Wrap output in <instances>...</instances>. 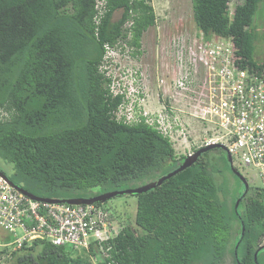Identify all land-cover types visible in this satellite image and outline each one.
I'll list each match as a JSON object with an SVG mask.
<instances>
[{"label": "trees", "instance_id": "trees-1", "mask_svg": "<svg viewBox=\"0 0 264 264\" xmlns=\"http://www.w3.org/2000/svg\"><path fill=\"white\" fill-rule=\"evenodd\" d=\"M97 1H104L98 23ZM150 1L0 0V114H6L0 158L12 166L11 182L40 198H88L134 189L133 183L158 180L182 164L186 156L176 157L156 125L115 119L127 100L112 96L111 79L100 71L106 47L140 48L156 22ZM231 1L191 0L194 26L205 38L230 39L240 63L260 67L255 47L264 33L253 18L262 0H237L230 13ZM211 151L160 186L132 195L133 223L118 221L109 256L97 255V264H225L227 257L236 264L237 243L239 263L255 264L264 242V195L249 187L242 197L240 180L227 164L238 185L224 175ZM241 197L240 240L234 205ZM9 256L13 264H91L86 252L44 241ZM257 262L264 264V249Z\"/></svg>", "mask_w": 264, "mask_h": 264}, {"label": "built area", "instance_id": "built-area-1", "mask_svg": "<svg viewBox=\"0 0 264 264\" xmlns=\"http://www.w3.org/2000/svg\"><path fill=\"white\" fill-rule=\"evenodd\" d=\"M96 8L98 23L103 9ZM187 40L173 39L169 49L174 70L167 96L173 102L164 105L156 120L146 122L156 125L173 147L175 142L184 144L183 156L210 145L224 146L232 160L254 170L264 195V63L260 67L240 63L230 39L205 38L197 31ZM112 52L106 47L107 55ZM110 93L115 97L119 92ZM122 107L115 119L131 122L130 116L120 114ZM190 128L193 134L198 131L197 136L191 137ZM189 138L192 145H186ZM120 229L116 216L101 205L33 200L0 176V230L8 234L7 241H0V251L11 254L44 241L86 252L91 264H97L98 256H109L110 241Z\"/></svg>", "mask_w": 264, "mask_h": 264}, {"label": "rangeland", "instance_id": "rangeland-1", "mask_svg": "<svg viewBox=\"0 0 264 264\" xmlns=\"http://www.w3.org/2000/svg\"><path fill=\"white\" fill-rule=\"evenodd\" d=\"M238 3L237 0H232L229 6L230 13L234 11V6ZM101 2H99L98 6L100 7ZM150 5L153 8V11L155 13L156 22L155 26L151 27L147 32L143 34V37L141 39V52L144 50L142 58H140V61L135 59H130V56H128V51L126 49V46L123 45V43L119 44L116 48L113 49L114 52H112L109 55L105 53V56L103 58V62L100 67V71L104 73V75L111 79L110 89L116 91L118 89H125V93L127 96L131 97L130 94L136 90H139L144 81L143 78L141 80H137L138 83L136 86H131V81H128L126 78L127 74H132L135 78L138 72V68L142 64L143 58L151 61L153 63V66H158V61L162 62V65L165 67L168 65H171V71L169 73L170 75H173L174 70V63H173V57L174 53L171 52L172 49V43L171 41L173 39H185V41H188L187 39L189 37L194 38V34L197 32L193 20H192V4L191 0H151ZM121 15V12H115L113 15V20H117ZM253 25L256 27L257 31L259 32V35L264 33V0H262L257 8V11L253 18ZM261 40L257 41L256 49H255V56L259 60H264V40L263 38H260ZM170 51V52H169ZM164 61H163V60ZM168 61V63L166 62ZM166 62V63H165ZM124 73V74H123ZM168 76V75H167ZM141 78V76H140ZM161 79V77L159 76ZM165 80H169L170 77H166V74L164 76ZM157 81V80H156ZM162 85H168L171 86V80L170 84H162ZM163 93L165 92L167 102L170 104L173 102V97L167 96V93H170V87L167 89H163ZM173 90V88H172ZM167 105V103H165ZM130 104L126 103L125 108L122 109L120 114H124L126 117L132 115V111H130ZM160 108V107H159ZM162 108V106H161ZM162 110V109H161ZM145 112V111H143ZM158 115H160V112L158 111ZM157 115V116H158ZM6 117L5 113L0 114V118ZM146 119L148 121H151L152 118H148L146 116ZM134 122H139L134 121ZM198 130V127H197ZM191 137L197 136L198 131L193 134L192 129H189ZM190 137V138H191ZM188 139L189 142L186 143V145H192L193 141L192 139ZM174 143V142H173ZM174 151L176 157L182 156V152L185 151L184 144L178 145V142L174 143ZM192 147V146H190ZM184 149V150H183ZM212 156H216L218 167L221 171L224 172V175L230 177L233 182H235L236 185L237 182L235 179L232 178V175L228 170H226V164L227 163V155L224 151L214 149L211 151ZM233 166L236 168V170L248 181L249 187H253L256 189H259V182L257 179H255V172L252 168H247L239 164V162L233 158ZM229 167V166H228ZM230 169V167H229ZM0 170H2L6 174H10L12 170L11 164L6 163L4 160L0 158ZM159 176V174L157 175ZM155 178V177H154ZM153 180V179H151ZM151 180H142L140 182L133 183L134 188H138L140 186L146 185L148 182H152ZM237 192H242V187L237 186ZM100 205V204H99ZM101 206L107 208L114 217L116 216L117 221H124L133 223L135 212H136V197L132 195H123L120 197H114L108 202L102 204ZM120 217V218H119ZM8 237V234L2 230H0V241L6 240L5 238ZM264 244V242H263ZM82 252V251H80ZM10 254H3L0 256V264H13L10 260ZM9 256V257H8ZM225 264H232L231 258L227 257Z\"/></svg>", "mask_w": 264, "mask_h": 264}, {"label": "flooded vegetation", "instance_id": "flooded-vegetation-1", "mask_svg": "<svg viewBox=\"0 0 264 264\" xmlns=\"http://www.w3.org/2000/svg\"><path fill=\"white\" fill-rule=\"evenodd\" d=\"M126 46V49L128 51V56H130V59L138 60L140 61V58H142L144 50L141 52V45L138 50H136L134 47H130L128 44H123ZM142 64L138 68V72L136 77L134 78L132 74H127L126 78L128 81H131V86H136L138 81L143 78V85L139 90H136L130 94L131 97L127 96L125 93V89H118V95H124V99L127 100L126 103L130 104V111H132V115H130V121H139L144 120L146 121V116L149 118H152V120H156L158 117V111L161 112V109L164 107L165 103H167V98L165 95V92L163 93V89H167L170 86L168 85H162V84H170V80H172V75L169 76L168 71L171 70V65H168V67L162 65V62L158 61V66H153V63L151 61L143 58ZM163 60V59H162ZM164 61V60H163ZM168 63V61H166ZM165 62V63H166ZM168 70V71H167ZM124 74V73H123ZM166 74V77H170L169 80L163 79ZM168 75V76H167ZM141 76V78H140ZM161 77V79L159 78ZM138 81H137V80ZM157 80V81H156ZM125 103V104H126ZM125 104L123 105V109L125 108ZM162 106V108H161ZM160 107V108H159ZM145 111V112H143ZM6 174V173H5ZM7 175V174H6Z\"/></svg>", "mask_w": 264, "mask_h": 264}, {"label": "water", "instance_id": "water-1", "mask_svg": "<svg viewBox=\"0 0 264 264\" xmlns=\"http://www.w3.org/2000/svg\"><path fill=\"white\" fill-rule=\"evenodd\" d=\"M214 149H218V150L224 151L226 153L227 161H228L231 173L234 174V176L240 180V182L242 183V185L244 187V191L242 194V197H244L248 193L249 183L233 166V160H232L231 156L227 153L225 147L222 145H210V146H206V147L198 149L196 152H194L193 155L187 156L184 159V161L182 162V164L178 166V168H176L172 172L168 173L167 175L159 178L158 180L152 181L146 185H143V186H140V187L134 188V189H126V190H122V191H112V192H108V193H103V194H100V195H97L94 197H88V198H67V199L40 198V197H37V196L27 192L21 186L11 182L9 180L8 176L2 170H0V176L2 178H4L8 182V184L11 187H13L15 190L19 191L20 193L24 194L25 196H28L29 198H31L33 200H40V201H46V202H50V203H61V204H68V205H92V204L102 205V204L108 202L109 200H111L112 198L117 197V196L137 195V194H142V193H145L147 191H150V190L160 186L164 181L174 177L178 173H180V172L184 171L185 169L191 167L203 153L208 152L210 150H214ZM242 197L240 199H238L234 205V211H235L236 215L239 217L240 223H241L240 240L244 237V234H245V225H244V222L241 219L240 214L238 212V205L241 202ZM238 246H239V243L236 244V247L234 249V257L236 260V264H240L238 261V256H237ZM262 249H264V244H262L254 254V263L255 264H258V262H257L258 251L262 250Z\"/></svg>", "mask_w": 264, "mask_h": 264}, {"label": "clouds", "instance_id": "clouds-1", "mask_svg": "<svg viewBox=\"0 0 264 264\" xmlns=\"http://www.w3.org/2000/svg\"><path fill=\"white\" fill-rule=\"evenodd\" d=\"M97 2H98V1H97ZM97 2H96V4L98 5L99 3H97ZM100 6H101V8L104 6V1L101 2V5H100ZM96 9H97V11H98V8H96Z\"/></svg>", "mask_w": 264, "mask_h": 264}, {"label": "crops", "instance_id": "crops-1", "mask_svg": "<svg viewBox=\"0 0 264 264\" xmlns=\"http://www.w3.org/2000/svg\"><path fill=\"white\" fill-rule=\"evenodd\" d=\"M255 59H256V60H259V59L256 58V56H255Z\"/></svg>", "mask_w": 264, "mask_h": 264}, {"label": "bare ground", "instance_id": "bare-ground-1", "mask_svg": "<svg viewBox=\"0 0 264 264\" xmlns=\"http://www.w3.org/2000/svg\"><path fill=\"white\" fill-rule=\"evenodd\" d=\"M203 148V147H202ZM200 149V148H199ZM196 152V151H195ZM194 154V153H193ZM187 157V156H186Z\"/></svg>", "mask_w": 264, "mask_h": 264}]
</instances>
